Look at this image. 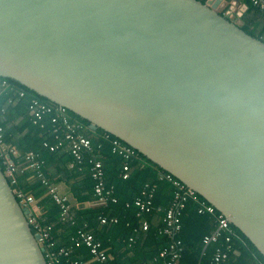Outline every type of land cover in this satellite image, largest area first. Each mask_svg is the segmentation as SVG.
Returning <instances> with one entry per match:
<instances>
[{
	"label": "water",
	"instance_id": "1",
	"mask_svg": "<svg viewBox=\"0 0 264 264\" xmlns=\"http://www.w3.org/2000/svg\"><path fill=\"white\" fill-rule=\"evenodd\" d=\"M234 0H0V78L135 149L264 256V41ZM0 165V264H48Z\"/></svg>",
	"mask_w": 264,
	"mask_h": 264
},
{
	"label": "trees",
	"instance_id": "2",
	"mask_svg": "<svg viewBox=\"0 0 264 264\" xmlns=\"http://www.w3.org/2000/svg\"><path fill=\"white\" fill-rule=\"evenodd\" d=\"M205 3L208 0H200ZM249 4L250 1L246 0ZM264 10L250 6V10L247 15L253 17H264ZM251 19V18H250ZM245 18L246 21H242L241 28L250 35L257 37L249 28L251 20ZM262 40V39H261ZM264 41V40H262ZM2 78H0L1 80ZM6 80L8 83V89L2 90L0 94V126L5 129V139L8 143L15 145L22 154L26 152H35L46 161V164H53L56 161L57 166H63L65 162H70L72 157L62 154L61 150L55 153H50L43 148L42 143L45 140L50 142L52 138L48 134V128L40 129L38 125H35L29 114L28 104L33 99L45 102L47 104L55 105L48 99L41 97L30 91L25 86L11 79ZM24 91L26 96L24 98H18V94ZM17 92V93H16ZM17 95H16V94ZM18 98L14 103H9V100ZM5 110L2 113V110ZM69 115L73 121L81 123L84 127L82 133L91 140L94 146V154L97 159L102 161L105 172V177L109 186H114V196L118 199L117 204H110L107 208L92 209L81 215L79 225L82 227V223H88L90 229H94L96 241L102 244V247L112 246L115 240L119 242V246L123 250L122 257H127V253H134V260L131 259V264H147L151 260H154L158 253L166 247V245L172 240L167 236L159 233L163 227V212L169 207L173 199V188L164 181L159 180V175L166 173L157 165L153 164L147 158L140 154V161L132 163V171L130 178L127 180L122 179L120 176L122 158L111 151V143L109 140L103 139V135L106 134L103 130L93 132L89 128V122L81 117L73 114L69 111ZM111 138H115L110 135ZM87 157V156H86ZM58 161H60L58 163ZM1 165V163H0ZM2 166V165H1ZM4 170V168L2 167ZM58 172L64 173L67 178L74 181L72 185V191L75 196L80 197V193H93V181L88 173V176H84L80 183H75L78 175L75 172H63V169L58 168ZM81 175V174H80ZM31 172L26 171L24 176L20 179V190L26 193L32 194L35 199L40 198L46 193L45 188L39 181L30 179ZM155 186L153 191L152 211L150 213H141L138 216L139 210L135 207V201L138 198L149 199L148 194L151 193L152 187ZM143 192L146 196L143 197ZM200 201L207 202L203 197L198 194ZM127 204H130L127 206ZM40 208L44 212H47V222H57L59 217L60 207L57 206L52 200L43 199L40 204ZM161 209V210H159ZM199 203L190 200L181 215L182 229L176 236L180 239L183 246L182 259L180 264H195L200 262L201 264H214L213 255L217 247L221 244H212L207 247L205 255H202L203 250V238L210 234L215 229V218L206 213L199 214ZM108 215L118 218L117 224H108L98 229V216ZM146 221L149 224L147 231H143L142 223ZM41 225L44 222L41 220ZM63 224V223H61ZM66 225V224H65ZM82 225V226H81ZM50 226V225H49ZM67 230H70V241L68 245L72 244V239L77 237V228L72 225L64 226ZM234 231L232 240V251L229 253L228 260L223 264H264V256L260 251L252 244V242L235 226L231 224ZM65 228V229H66ZM53 239L56 241L54 235ZM133 238L135 243H131L130 239ZM68 239V238H67ZM57 242V241H56ZM67 245V246H68ZM65 246L58 245L57 248H63ZM86 251H85V250ZM83 252H82V251ZM84 253V256H90L89 250L84 246L79 249H75L69 258H62L60 264H75L80 261V254ZM115 254V253H113ZM116 258V254L114 255ZM130 262V261H129ZM127 263V262H125ZM110 264H122L111 261Z\"/></svg>",
	"mask_w": 264,
	"mask_h": 264
},
{
	"label": "built area",
	"instance_id": "3",
	"mask_svg": "<svg viewBox=\"0 0 264 264\" xmlns=\"http://www.w3.org/2000/svg\"><path fill=\"white\" fill-rule=\"evenodd\" d=\"M250 3L261 10L264 9V0H250ZM2 79L0 80V94L2 90L6 91L9 88L7 81ZM25 96L26 93L24 91L18 94V98H24ZM18 98L15 97L9 100V103H14ZM4 112L5 110L3 109L2 113ZM28 114L32 122L38 125L40 129L45 130L48 128V134L53 142L45 140L42 143L43 148L50 153L67 149L72 157V161L69 163V170L71 171L82 173L85 163L90 167V177L94 181L93 196L96 205L108 207L111 203L117 204L118 199L114 196L113 187H108L106 184L103 163L96 158L94 154L95 149L91 140L82 133L84 130L83 125L77 121H73L66 108L56 104H47L38 99H33L28 104ZM103 139L109 140L112 153L123 159L121 177L124 180L129 179L132 171V163L140 161V154L121 140L111 138L108 133L103 135ZM0 163L2 165L1 167L4 168V173L11 187L14 189L20 206L28 209L31 213L28 222L33 232L39 234L38 244L44 250L48 264H60V259L69 258L75 249L84 246L89 250L93 261L98 264H110L111 260L107 251L102 247L100 242L96 241L94 234L88 231L87 227L77 230V237L72 239V244L69 247L57 248L56 242L52 237V227H44L37 221L34 215V211L38 209L36 199L32 194L20 190V179L26 171L31 172L30 179L39 181L45 188L48 197L60 207L63 221L70 219L68 221H71V224L75 225V217L72 218L70 214L71 205L69 197L60 193L59 187L48 179L45 160L35 152L22 154L15 145L8 143L5 139V129L2 126H0ZM159 180L167 182L173 188V199L169 207L163 212L162 221L164 225L159 231L161 235L167 236L172 242L168 243L158 253L153 264H180L184 249L181 240L177 239L176 236L182 229L180 220L182 212L190 200L199 203V214L208 213L215 218V229L203 238L202 255H205L208 246L221 242L213 255V262L214 264L225 263L228 260L229 253L232 251L231 243L234 236V231L229 220L208 202L200 201L198 194L193 189L188 188L173 175L162 173L159 175ZM154 190L155 186L152 187L151 193L148 194L149 199L138 198L135 201V207L139 210L138 216L141 213H150L152 211L151 198L153 197ZM142 195L145 197L146 193L143 192ZM129 205L127 204V206ZM98 222L101 226L117 224L118 218L99 215ZM148 228V222L144 221L142 223L143 231H147ZM130 242L135 243L133 238L130 239ZM75 264L85 263L80 260L75 262ZM195 264L201 263L197 262Z\"/></svg>",
	"mask_w": 264,
	"mask_h": 264
},
{
	"label": "crops",
	"instance_id": "4",
	"mask_svg": "<svg viewBox=\"0 0 264 264\" xmlns=\"http://www.w3.org/2000/svg\"><path fill=\"white\" fill-rule=\"evenodd\" d=\"M229 3L232 2V0H226ZM250 1V0H249ZM237 2V8H236V12L238 10V8H242L241 10V15L238 18L240 21H246L245 18H251V24L249 26L250 30L259 38H261L262 40H264V17H262L261 15L259 17H253L250 15V17L247 15V12L250 10V6L252 5L251 3H247L246 0H236ZM254 7V6H253ZM257 8V7H255ZM260 9V8H259ZM261 10V9H260ZM264 10V9H263ZM261 10V11H263ZM264 15V14H263ZM62 154H67L70 156L69 151L67 149H63L61 150ZM64 152V153H63ZM120 157V156H119ZM123 160V159H122ZM72 161V159H71ZM70 161V162H71ZM60 161H58L59 163ZM69 161L65 162L63 164V166H57L56 161L53 164H46L45 168H46V173L48 176V179L54 183L55 185H57L59 187V191L62 194H65L69 197L70 200V205H71V210H70V214L72 216V218L75 217L76 220V224L72 225L71 221L69 222L68 220L70 219H66L67 221H63V218L61 217V211L59 210V217H58V221L57 222H47L46 220V215L47 212H44L42 208H40L39 204L43 199H48L51 201V198L48 197V195L46 193H44L40 198L36 199V205L38 207L37 210L34 211V215L37 218V221L41 224V220L44 222V224L42 226L46 227V226H51L52 227V235H54L55 239H56V245L58 243V245L61 246H65V247H69L70 245H68L67 243L70 241L71 237L70 235V230H67L66 225H72L73 227H76L77 230L79 229H84V227L88 229V231L92 232L95 236L94 233V229H90L89 224L88 223H82V227H80L79 225V220H81V215L83 213H86L87 211H90L92 209H99V208H107V207H101L96 205V201L95 198L93 196L92 191L88 192V193H80V197L75 196V194L72 191V185H74V181L69 178L66 177V175L64 173H60L58 172V168L63 169V172H70L69 170ZM124 162V161H123ZM122 162V165H123ZM46 163V161H45ZM121 170H122V166H121ZM75 172V174L78 175L77 179L75 180V183H80L84 176H88L87 174L85 175L84 173H88L90 175V167L85 163L84 165V171L82 173H79L77 171H72ZM81 174V175H80ZM84 175V176H83ZM121 176V173H120ZM93 181V180H92ZM106 184L108 187H113V190L115 189L114 186H109L108 182L106 180ZM93 186H94V181H93ZM93 190V188H92ZM53 201V200H52ZM54 202V201H53ZM98 221V220H97ZM63 223V224H61ZM66 224V225H65ZM99 224V222H98ZM103 226H101L100 224L98 225V229H102ZM66 228V229H65ZM68 238V239H67ZM96 238V236H95ZM68 245V246H67ZM109 257L110 260L114 263V259L115 262L121 263L122 264H131V259L134 260V253L130 252L127 253V257H122V252L123 250L121 249V247L119 246V242L117 240H115V243L112 246H108L104 248ZM85 250V249H84ZM82 251V250H81ZM86 251V250H85ZM83 252V251H82ZM82 252H78L80 255V258L85 264H98L97 262L93 261L91 259V256H84V253L82 254ZM115 253L116 254V258H115ZM130 261V262H129ZM154 260H151L149 263L147 264H153ZM127 262V263H125Z\"/></svg>",
	"mask_w": 264,
	"mask_h": 264
}]
</instances>
